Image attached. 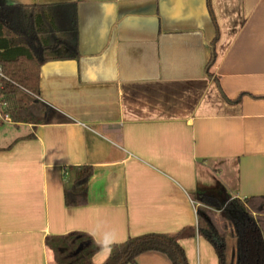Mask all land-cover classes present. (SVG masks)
Wrapping results in <instances>:
<instances>
[{
    "label": "crops",
    "instance_id": "obj_1",
    "mask_svg": "<svg viewBox=\"0 0 264 264\" xmlns=\"http://www.w3.org/2000/svg\"><path fill=\"white\" fill-rule=\"evenodd\" d=\"M0 1L49 4L51 38L73 41L75 17L77 34V56L60 45L39 68L56 119L0 120V264H55L46 237L74 231L102 264L129 237L196 226L201 195H264V0ZM81 165L86 200L67 205ZM178 242L188 264H218L198 233Z\"/></svg>",
    "mask_w": 264,
    "mask_h": 264
},
{
    "label": "trees",
    "instance_id": "obj_2",
    "mask_svg": "<svg viewBox=\"0 0 264 264\" xmlns=\"http://www.w3.org/2000/svg\"><path fill=\"white\" fill-rule=\"evenodd\" d=\"M49 4H5L0 1V106L17 123H47L56 112L37 98L39 68L46 60L45 53L68 46L77 56L76 17L73 41L64 37L51 38L45 28L43 8ZM70 33V30H69ZM210 43L208 68L215 58ZM241 95L232 100L238 102ZM230 101V100H229ZM77 175L64 187L67 205L85 202L87 182L92 174L90 165L77 168ZM196 207V226L184 227L173 234L150 233L129 237L110 245V252L102 264H135L138 255L147 251L164 253L172 264H188L178 240L198 233L213 247L218 264H264V195L231 198L222 204L217 198L201 195ZM233 242V244H231ZM46 246L52 250L55 264H93L92 256L102 249L93 238L83 232H69L48 236Z\"/></svg>",
    "mask_w": 264,
    "mask_h": 264
},
{
    "label": "built area",
    "instance_id": "obj_3",
    "mask_svg": "<svg viewBox=\"0 0 264 264\" xmlns=\"http://www.w3.org/2000/svg\"><path fill=\"white\" fill-rule=\"evenodd\" d=\"M0 76H2L1 68H0ZM4 105L0 106V120L2 121H11V118L8 113H3L1 107Z\"/></svg>",
    "mask_w": 264,
    "mask_h": 264
},
{
    "label": "rangeland",
    "instance_id": "obj_4",
    "mask_svg": "<svg viewBox=\"0 0 264 264\" xmlns=\"http://www.w3.org/2000/svg\"><path fill=\"white\" fill-rule=\"evenodd\" d=\"M45 26H47V25H45ZM51 119L52 120H54V119H56V117H55V115H53L52 117H51ZM1 135H4V134H1ZM199 200H196V206H198V205H200V202H198ZM231 244H233V242H231Z\"/></svg>",
    "mask_w": 264,
    "mask_h": 264
},
{
    "label": "water",
    "instance_id": "obj_5",
    "mask_svg": "<svg viewBox=\"0 0 264 264\" xmlns=\"http://www.w3.org/2000/svg\"><path fill=\"white\" fill-rule=\"evenodd\" d=\"M123 259H124V257H122V258L119 260L118 264H120V263L123 261Z\"/></svg>",
    "mask_w": 264,
    "mask_h": 264
}]
</instances>
